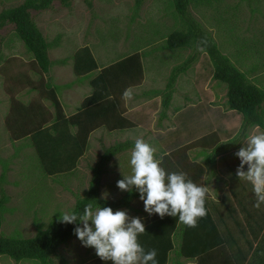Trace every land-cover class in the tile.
I'll return each instance as SVG.
<instances>
[{
	"label": "rangeland",
	"instance_id": "obj_1",
	"mask_svg": "<svg viewBox=\"0 0 264 264\" xmlns=\"http://www.w3.org/2000/svg\"><path fill=\"white\" fill-rule=\"evenodd\" d=\"M22 1L0 0V11ZM91 5L88 7L83 0H70L64 6L54 0L45 10H30L47 41L59 38L48 51L52 62L47 73L35 72L32 57L24 43L14 36L12 24L0 29V196L8 197L0 228L3 235L32 237L61 213H70L76 199L85 195L92 176L90 167L104 148L127 139H143L155 149L159 161L164 155L187 148L186 164L195 163L203 169L202 180L196 184L206 187L210 194L227 192L229 183L235 181L233 171L236 174L241 163L235 153L240 148L215 157L213 164L205 160V153L211 151L213 143L232 137L242 122L241 114L228 108L226 85L213 79L206 53H199L192 66L176 78L169 106L165 109L162 106V90L172 67L191 53L190 48L161 47L169 33L184 30L173 16L169 0H144L137 12L134 0H92ZM189 11L236 67L246 70L257 66L255 71H247V76L264 83V0L192 2ZM77 49L90 51L97 70L120 71L117 83L122 87L128 83L129 96L118 95L117 102L113 93L116 102L113 108L131 126L119 119L129 129L110 130L104 122L88 134L86 146L72 161L70 170L47 175L32 145V137L23 135V127L31 122L27 116L36 121L54 115L49 95L33 90L39 84L61 85L58 97L66 116L73 117L80 111L81 99L91 90L89 78L99 71L94 70L90 77L79 80L73 74L71 59ZM140 68L141 80L129 84ZM16 104L20 107L17 113L28 119L25 123L9 120L11 107ZM163 110L165 116H161ZM71 129L75 131L76 126ZM261 132L257 126L250 127L247 136ZM245 139L241 141L243 146ZM131 149L114 154L107 163L99 186L102 199L114 200L126 192L118 188L117 182L131 174ZM160 149L165 152L161 153ZM175 167L176 173H186L188 179L185 165ZM137 198L131 200L130 208L117 210L127 211L130 218L146 217L149 213L140 197ZM59 254L67 264H88L97 257L95 249L83 246L78 237L62 244ZM34 261L0 256V264H37ZM181 262L187 264V260Z\"/></svg>",
	"mask_w": 264,
	"mask_h": 264
},
{
	"label": "trees",
	"instance_id": "obj_2",
	"mask_svg": "<svg viewBox=\"0 0 264 264\" xmlns=\"http://www.w3.org/2000/svg\"><path fill=\"white\" fill-rule=\"evenodd\" d=\"M53 1L23 0L18 5L6 7L0 11V29L7 24L13 25L14 36L24 43L26 51L28 54L30 53L36 73H47L51 68L52 61L48 56V51L55 45V40L59 38H55L54 41H47L33 20L30 10H45L51 6ZM58 1L64 6L70 4V0ZM83 1L88 7L92 6V0ZM212 1L221 0H169L170 6H173V10L172 6H169L173 16L179 19L180 28L182 25L181 29L184 30L172 31L166 37L165 43L161 45L165 49H191V53L180 64L172 67L169 73L168 80L162 90L164 109L169 106L176 78L185 73L196 61L199 53L202 52L209 57L213 79L226 85L228 108L237 111L242 116V122L236 134L224 141L214 142L211 151L209 153L204 152L208 164H213L217 156L243 147L241 141L247 137V131L250 127L257 126L264 132V111L262 108L264 90L248 80L245 73L240 71L229 57L220 51L212 35L189 11L192 2L210 3ZM143 2L144 0H134L135 12ZM71 59L73 74H76L79 80H84L81 79L82 77L85 79L90 77L94 74V70L98 69L95 59L87 49H77L72 54ZM61 62L64 63L65 59ZM141 69L135 73L134 79L129 84L141 80ZM117 70L112 73L108 68L102 71L97 70L99 72L95 77L89 78L88 83H90L91 90L81 99L80 111L77 110L73 117L63 113V105L58 97L61 85L48 86L43 83L33 88L39 94L46 93L49 95L54 107V115L49 119L45 116L36 118V121L27 116L31 122L24 125L25 130L22 133L32 137V145L36 149V154L42 163V169L47 175L70 170L72 161L82 154L88 134L103 125L104 122L110 130L129 129L130 122L122 113H118L113 108V105H116L113 93L116 94L117 102H119L118 95L124 94L128 85L126 83L122 87L117 83V75L120 74V71ZM75 82L76 80L72 83ZM17 105L11 107L9 114L12 115L9 116V120L13 118L25 123V120L28 119L25 118L24 120L26 115L17 113L20 110ZM161 116H165L164 110L161 112ZM110 118L116 119V121L113 122ZM119 119L128 121L129 126H126L124 122L119 123ZM72 126H76L75 131L71 129ZM30 128H34L35 131L29 130ZM11 139L15 140V138ZM134 143L135 141L127 139L104 148L98 160L90 167L92 176L85 195L76 199L70 213L82 214L84 207L89 203L93 205L94 209L111 207L113 210H117L131 207V200L140 197L137 190L126 191L121 197L114 200H106L99 196V186L101 176L106 172L105 167L111 157L133 148ZM186 150L187 148H182L175 153L162 156L160 164L167 173L176 172L175 165H185L189 174L188 179L196 183L203 169L195 163L192 166H187ZM160 152L165 151L160 149ZM5 164L4 161L3 166ZM233 177L235 181L230 187V192L223 194L225 197L222 198L223 201L217 202L205 197L206 215L198 218L196 227H187L179 222L178 217L166 215L161 218L158 214H152L150 219L143 222L146 231L138 237L145 252L155 249L157 251V264H167L168 254L174 249L177 237H179L177 256L195 257L201 259V262L203 257L209 256V262L212 260L213 264H264V204L259 209L255 208L256 198L252 186L250 184L245 185L234 171ZM234 198L237 201V210L243 215L242 221L236 214L237 211L229 208V203L232 202L230 200ZM7 199V195L1 194L0 228ZM219 203L224 205L228 217L235 224L230 226L236 230H245L248 233V236H245L242 241L238 240V237L233 236L232 233L227 234V231H231L227 227L229 225H226V228L218 226L212 217L213 215L217 217L220 212L218 210ZM234 212L235 215L233 216ZM78 225L80 226L79 222L64 224L60 222V217H58L51 221L46 228H39L32 237L6 236L0 231V256H8L15 261L35 260L34 262L37 264H56L55 260L57 259V264H67L66 259L59 254V247L70 238L77 237L74 234V229ZM177 230L179 233L176 232ZM225 244L228 246H224ZM88 264H111V262H106L97 256Z\"/></svg>",
	"mask_w": 264,
	"mask_h": 264
},
{
	"label": "clouds",
	"instance_id": "obj_3",
	"mask_svg": "<svg viewBox=\"0 0 264 264\" xmlns=\"http://www.w3.org/2000/svg\"><path fill=\"white\" fill-rule=\"evenodd\" d=\"M129 96L125 91L124 97ZM244 146L235 153L241 163L236 175L252 186L254 207L264 204V132L249 134ZM247 165V171H245ZM131 174L117 182L121 191L137 190L149 214L161 218L178 217L187 227H196L198 218L206 215L207 188L187 179L186 173H167L155 157V149L137 139L130 153ZM60 222H79L74 234L83 246L94 248L96 255L111 264H157V251L145 249L138 237L146 231L139 217L130 218L127 211L111 207L93 208L87 204L82 214L63 212Z\"/></svg>",
	"mask_w": 264,
	"mask_h": 264
},
{
	"label": "crops",
	"instance_id": "obj_4",
	"mask_svg": "<svg viewBox=\"0 0 264 264\" xmlns=\"http://www.w3.org/2000/svg\"><path fill=\"white\" fill-rule=\"evenodd\" d=\"M225 54V53H224ZM240 71H242V72H244L245 73V75H246V77H247V79L248 80H250L253 84H255L257 87H259V88H261V89H263L264 90V83L263 82H260V81H256V79H255V77L251 80L250 78H249V76H247V71L248 72H253V71H255L256 69H258L257 68V66H254V67H251V68H249V69H246V70H242L241 68H239V67H237ZM263 111H264V103H263ZM188 162H189V160H188ZM189 176V175H188ZM202 177H203V172L201 173V175H200V177L198 178V181L199 180H202ZM189 178V177H188ZM242 182H244V184L245 185H249L247 182H245V181H242ZM230 184V187H231V185L233 184V183H229ZM230 187H229V190L227 191V192H225L224 190L223 191H221L218 195H216V194H210L208 191H207V193H206V197H208V198H210V199H212V200H214V201H217V202H221V201H223V197H224V195L223 194H226V193H228V192H230ZM225 198V197H224ZM138 199V198H137ZM139 200H141V199H139ZM230 201H232V202H230L229 203V208L231 209V210H233V209H235L236 211V214H238L239 215V218H241V221L243 220V215H242V213H240L239 212V210H237V207H236V203H237V201H236V199L234 198V199H231ZM218 210L220 211L218 214H217V217L216 216H212L214 219H215V221H216V223L218 224V226L220 225V226H223V227H225L226 228V225H229V226H227V227H229L230 228V230L231 231H227V234L229 235L230 233H232V235L233 236H235V237H238V240H243L244 239V237L245 236H248V233L245 231V230H236L235 228H233V226H230V225H235L234 223H233V221H232V219L231 218H229L228 217V215H227V213H226V209H225V207H224V205L223 204H221V203H219V206H218ZM235 212L233 213V216L235 215ZM140 214V213H139ZM151 215L152 214H148L146 217L145 216H142L141 215V217H140V219H141V221H142V223L146 220L147 221V219H150L151 218ZM157 215V214H156ZM155 215V216H156ZM145 221V222H146ZM224 229V228H223ZM224 233V232H223ZM243 233H245L244 235H243ZM225 234H226V231H225ZM247 238H249V237H247ZM179 241H180V238L179 237H177V242L175 243V247H174V249L173 250H171L170 252H169V254H168V259H169V264H183L181 261H184V260H187V264H213V262H212V260H211V262H209V256H205V257H203V261L201 262V259H197V258H185V257H183V256H177V254H176V250H177V248H178V244H179ZM257 243V242H256ZM256 243H254V245H256ZM224 246H228L227 244H225ZM172 254H173V256H174V258L172 257ZM184 264H186V263H184Z\"/></svg>",
	"mask_w": 264,
	"mask_h": 264
}]
</instances>
